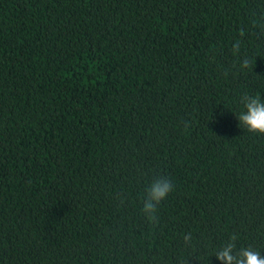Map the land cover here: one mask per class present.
<instances>
[{"label": "trees", "instance_id": "obj_1", "mask_svg": "<svg viewBox=\"0 0 264 264\" xmlns=\"http://www.w3.org/2000/svg\"><path fill=\"white\" fill-rule=\"evenodd\" d=\"M245 94L264 0H0V264H220L232 235L264 256Z\"/></svg>", "mask_w": 264, "mask_h": 264}, {"label": "clouds", "instance_id": "obj_2", "mask_svg": "<svg viewBox=\"0 0 264 264\" xmlns=\"http://www.w3.org/2000/svg\"><path fill=\"white\" fill-rule=\"evenodd\" d=\"M235 54H239V46L233 45ZM251 61L247 58H241L239 69L241 71L248 69ZM241 103L244 110L236 117L239 126L249 133L264 135V100L258 95L245 94L241 97ZM173 185L169 178L165 176L156 177L146 188L142 201V212L149 222L157 219L158 206L172 192ZM238 237L232 235L227 243L220 247L215 254V258L220 264H264V256L257 250L241 247L237 248L236 241ZM191 235L184 237L185 243H189Z\"/></svg>", "mask_w": 264, "mask_h": 264}]
</instances>
